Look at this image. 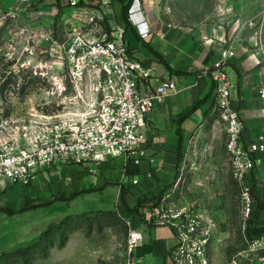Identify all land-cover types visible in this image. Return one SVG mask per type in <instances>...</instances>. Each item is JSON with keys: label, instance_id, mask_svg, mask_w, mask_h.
I'll return each mask as SVG.
<instances>
[{"label": "rangeland", "instance_id": "1", "mask_svg": "<svg viewBox=\"0 0 264 264\" xmlns=\"http://www.w3.org/2000/svg\"><path fill=\"white\" fill-rule=\"evenodd\" d=\"M63 7L57 0H0V117L25 113L30 100L45 96L47 78L35 74L56 73L62 65L58 46L70 32ZM159 7L174 26L249 52L264 84V0H162ZM216 114L214 128L188 146L179 180L165 190V206L197 221L211 264H251L252 256H239L248 248L241 229V187L233 177L225 125ZM107 160L115 164L117 179L124 159ZM12 186L23 185L7 188ZM56 201L40 213L55 221L44 229L31 226L28 212L37 208L35 199L30 207L14 209L0 198V264H123L129 225L114 210L113 199Z\"/></svg>", "mask_w": 264, "mask_h": 264}, {"label": "built area", "instance_id": "2", "mask_svg": "<svg viewBox=\"0 0 264 264\" xmlns=\"http://www.w3.org/2000/svg\"><path fill=\"white\" fill-rule=\"evenodd\" d=\"M79 2L68 0L75 13L69 20L65 42L58 46L61 67L56 73L35 74L47 78L45 96L30 100L25 113L0 117V189L18 183L29 185L38 175L63 164L101 163L109 157L140 164L137 154L146 141L142 121L156 103L179 91L174 81L165 80L157 88L142 92L141 85L150 72L130 48L126 28L106 26L93 6ZM110 2L100 3L110 8ZM134 15L129 13V21L135 26ZM136 28L142 39L151 32L149 27L142 29V24ZM235 56L234 46L227 44L205 73L215 84V111L225 125L233 177L241 187V229L248 248L239 256H252L251 264H264V235L257 229L258 202L250 184L261 162L255 154L264 152V135L250 144L244 141L245 125L232 106L234 85L226 71ZM258 92L264 100V84ZM166 199L164 195L155 203L152 216L155 225L175 233L172 263L211 264L207 240L200 234L197 221L167 209ZM128 225L123 264H134L143 231L130 222ZM233 264H238L237 260Z\"/></svg>", "mask_w": 264, "mask_h": 264}, {"label": "crops", "instance_id": "3", "mask_svg": "<svg viewBox=\"0 0 264 264\" xmlns=\"http://www.w3.org/2000/svg\"><path fill=\"white\" fill-rule=\"evenodd\" d=\"M101 1L86 0V5L98 11L105 25L126 28L130 48L150 72L149 79L141 85L142 92L157 88L165 80L174 81L179 91L156 103L144 118L141 130L146 141L137 154L141 162L138 165L125 162L117 179L112 172L115 164H110V160L63 164L38 175L28 186L1 188L0 198L9 201L14 209L30 207L35 199L37 208L28 212L31 226L43 224L44 229L55 221L40 217V213L56 198V203L71 199L72 204L88 196L113 199L118 216L143 231L134 264H173L170 252L176 245L175 233L169 227L155 225L152 208L164 196L168 185L179 180L188 146L194 139L204 138L208 128L212 130L216 125L215 84L205 71L212 68L227 43L222 38H201L172 25L161 16L162 0H132L127 16L121 0H110V8ZM62 5L65 16L71 18L75 9L68 5V0H62ZM129 13H135V26L129 21ZM138 24H142V29L150 28L146 39L139 35ZM234 49L236 57L231 59L226 71L234 85L232 106L240 113L245 125L243 138L250 144L264 135V100L258 92L263 74L249 52L239 53L235 46ZM255 156L261 162L250 184L259 199L257 229L264 235V152Z\"/></svg>", "mask_w": 264, "mask_h": 264}, {"label": "trees", "instance_id": "4", "mask_svg": "<svg viewBox=\"0 0 264 264\" xmlns=\"http://www.w3.org/2000/svg\"><path fill=\"white\" fill-rule=\"evenodd\" d=\"M121 1L125 3V4H124L123 11H124V16H125V15L127 16L132 0H121ZM61 2H62V0H57V5H58V7H60V8H61ZM79 4H80V5H86V0H80ZM106 26H108L107 23H106ZM108 27H109V26H108ZM3 211H5L6 213H8V214H10V215L16 213V212H15L14 210H12V209H4ZM62 223H66V221H64V222H62ZM47 232L50 233L51 230L48 229ZM45 233H46V232H45ZM45 233H43V234L41 235L40 240H42V239L44 238ZM19 252H21V250H19L18 252H16V255H17Z\"/></svg>", "mask_w": 264, "mask_h": 264}]
</instances>
